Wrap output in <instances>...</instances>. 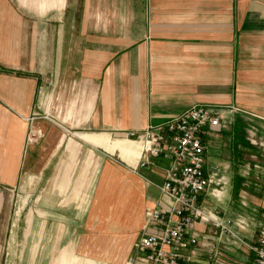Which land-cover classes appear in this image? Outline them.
I'll list each match as a JSON object with an SVG mask.
<instances>
[{
    "label": "crops",
    "instance_id": "0c3cea01",
    "mask_svg": "<svg viewBox=\"0 0 264 264\" xmlns=\"http://www.w3.org/2000/svg\"><path fill=\"white\" fill-rule=\"evenodd\" d=\"M194 103L237 108L203 132L199 203L215 214L207 198L225 199L215 215L251 243L264 216V149L248 140H264V0H0V264H140L133 244L154 231L146 211L168 205V160L138 166L126 132ZM236 117L251 147L238 156ZM191 229L193 262L250 264L227 234Z\"/></svg>",
    "mask_w": 264,
    "mask_h": 264
},
{
    "label": "built area",
    "instance_id": "2783aa9c",
    "mask_svg": "<svg viewBox=\"0 0 264 264\" xmlns=\"http://www.w3.org/2000/svg\"><path fill=\"white\" fill-rule=\"evenodd\" d=\"M236 110L235 107L194 103L163 122L126 132L127 137L141 142L138 166L146 165L149 157L162 156L168 160L159 185L168 205L146 211L145 225H150L154 231L141 232L133 244L134 258L140 264H197L192 259L198 246V234L191 229L195 220L210 224L218 233L227 234L250 250V264H264V216L249 243L231 230V218L220 219L208 214L199 203L211 182L204 171L203 132L219 127L226 113ZM33 138V133L28 134L27 139ZM248 140L264 149V140L256 141L254 136Z\"/></svg>",
    "mask_w": 264,
    "mask_h": 264
},
{
    "label": "trees",
    "instance_id": "16d2710c",
    "mask_svg": "<svg viewBox=\"0 0 264 264\" xmlns=\"http://www.w3.org/2000/svg\"><path fill=\"white\" fill-rule=\"evenodd\" d=\"M241 120L239 118H234L232 127H231V140H230V145H231V152L234 156H238V147L239 148H245V149H250L251 147L249 144L245 141V139L242 136V129H241ZM241 179L240 177H238ZM239 179L237 182L232 185V196H235L237 193V190L239 188Z\"/></svg>",
    "mask_w": 264,
    "mask_h": 264
},
{
    "label": "rangeland",
    "instance_id": "374dc122",
    "mask_svg": "<svg viewBox=\"0 0 264 264\" xmlns=\"http://www.w3.org/2000/svg\"><path fill=\"white\" fill-rule=\"evenodd\" d=\"M221 143H222V141H221ZM222 146H223V148L225 147L223 144H222ZM222 151V150H221ZM238 162H240V159H239V161H236L235 162V164H238ZM239 166L238 165H236L235 166V168L237 169ZM21 177L22 178H25V172H23L22 173V175H21ZM228 188V186H226V189ZM23 193H25L26 192V187L24 186L23 188ZM249 189V188H248ZM239 197L238 196H236L235 198L234 197H231L230 198V200H232L233 201V203L234 204H240V202H239ZM207 200H208V206H206L207 207V209H211V211L212 212H215V214L216 215H220V214H222L221 213V210H223V209H226V208H223L224 206H225V202H226V200L225 199H222V201H220V200H217V199H213V198H207ZM206 205V204H205ZM228 205H231V206H234L233 204H231V203H229ZM236 207V206H235ZM237 208V207H236ZM227 210V209H226ZM230 211H233V212H235L234 210H230ZM230 211H228V212H230ZM229 215H231V214H229ZM229 218V217H228Z\"/></svg>",
    "mask_w": 264,
    "mask_h": 264
}]
</instances>
